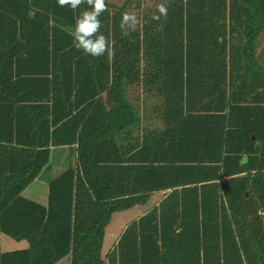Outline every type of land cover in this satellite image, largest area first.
Instances as JSON below:
<instances>
[{
    "label": "trees",
    "instance_id": "16d2710c",
    "mask_svg": "<svg viewBox=\"0 0 264 264\" xmlns=\"http://www.w3.org/2000/svg\"><path fill=\"white\" fill-rule=\"evenodd\" d=\"M85 10L0 0V149L19 166L0 173V233L27 244L0 252V264L67 256L70 264H264V68L255 59L264 0H171L166 19L142 24L143 72L162 89L166 130L156 142L200 131L205 147L223 118H234L242 137L244 153L180 160L147 153L148 142L119 153L113 135L136 118L123 92L129 55L101 94L94 67L72 46L70 27ZM225 70L232 84L211 97L207 74ZM72 144L77 168L50 181L46 205L24 198L50 147ZM151 183L183 187L130 223L103 257L111 216L145 202Z\"/></svg>",
    "mask_w": 264,
    "mask_h": 264
},
{
    "label": "crops",
    "instance_id": "0c3cea01",
    "mask_svg": "<svg viewBox=\"0 0 264 264\" xmlns=\"http://www.w3.org/2000/svg\"><path fill=\"white\" fill-rule=\"evenodd\" d=\"M153 13L158 14L157 11ZM149 18H152V16L144 17L143 23H145ZM105 25L106 23H104V26ZM75 26L76 22H74V25H71L70 27L72 28V31L75 30ZM105 33L106 30L104 32V35L106 36ZM122 37H124V35H122ZM123 55L124 52L120 50L115 51L114 55H112L111 57L107 53L100 57H92L91 55H86L90 63L94 67L93 70L95 80L101 94H104L106 88L110 85L113 72L116 67L123 61ZM255 59L257 62H259V65L264 68V36L259 39L258 48L255 52ZM140 60L142 61V55H140ZM213 76L214 77H211L208 73L206 77V89L207 93L211 94V97L221 92L222 90H225L227 88L229 89L230 84H232V81L228 79L229 74L227 70L223 71V74L218 73L217 75ZM142 80L144 81L143 84L141 83ZM261 81L262 80H259L260 83ZM135 86H138L141 89L134 88ZM148 87L149 89H147ZM155 88L157 89V91H159V93H162V89L158 85L153 84L145 78L143 69L140 70V72H134L132 71V69L129 68L126 72L125 86L123 89L124 95L129 104H131V106L133 105V103H136L138 109H141V111L138 113L139 120L136 121L135 118V121L133 122L131 127L127 128L126 130L116 132L113 135L118 151L123 158H126L129 155L136 153L137 151H139L141 146L147 142L149 145L147 153H155L162 159H168V157L173 156L178 157L177 159L180 160L181 158H184L186 156V153H192V156H199L203 153L210 157L220 156V153H223V156L226 155L224 153H244L242 149L238 152V149H240V140L242 139V137L237 132V126L235 128L233 127L236 125L234 122V118H223L214 120L211 124V139L210 141H207L208 144L205 147L203 145L204 139L200 131L197 132V135H195L194 139L186 137L182 131L174 132V134L168 132L166 133L167 138H162L159 140L160 143H157V138L161 137V133L166 130L162 109L163 99L159 100L160 102L158 103V107L155 112L149 111L147 109L145 110L144 105L145 94L156 93ZM263 89L264 87L262 86V84H259V94L261 96L259 97L260 99L258 101V104H260V106L261 103L264 102V99H262ZM139 95H143L142 98L139 97ZM158 111H161L159 115L157 114ZM177 123L186 126V124L183 123L181 120H178ZM231 123L233 127L232 131L229 127H227ZM198 126L202 127L201 124H198ZM135 127L136 131L134 134L128 133L129 129H133ZM251 138L252 141H254V136H252ZM3 147H6L5 144L3 145ZM232 155L235 154H231V156ZM11 156L12 155L9 151L0 149V173H6L12 171L13 169L19 168L18 165H14L10 161ZM76 156L77 144L50 147V159L48 164L43 169H41L36 179L33 180L24 189V191L22 192V196L39 205H46L48 184L63 171L68 169H76ZM244 156L247 155H243L242 159ZM55 160L59 163L55 164ZM38 184L42 186L39 187ZM151 184L149 186L152 189L158 188L156 187V183L152 185ZM182 187V185H171L165 188L152 190V192H149L147 200L145 202H140L139 204H135L129 209L115 212L111 216L110 222L108 223L105 229L102 245L103 257L106 256L107 253L112 250L117 240L130 223L138 220L145 213L159 206V204L166 198H168L173 193V191H180ZM38 188H40V190H38ZM107 237H112L113 239L109 245V248L105 250V243ZM10 239L11 238L0 233L1 253L21 250L27 247V244L24 241H15L11 239L17 243H25L24 245L20 246L11 243ZM62 262L63 264H70V256L61 259L56 264H61Z\"/></svg>",
    "mask_w": 264,
    "mask_h": 264
},
{
    "label": "rangeland",
    "instance_id": "374dc122",
    "mask_svg": "<svg viewBox=\"0 0 264 264\" xmlns=\"http://www.w3.org/2000/svg\"><path fill=\"white\" fill-rule=\"evenodd\" d=\"M162 0H107V11L103 12L99 19L102 23V27L100 32L104 34L106 30V38L109 41L110 47L113 51H123L124 58H127L129 55V68L132 69L134 72H140L143 69L142 61L140 60L141 55V24H143L144 17H151L153 16V12L157 11V5L160 4ZM134 13L140 21V24L137 26L135 30H128L127 35L122 34L121 30V21H122V14ZM104 23L106 25L104 26ZM124 35V37H122ZM129 45V46H128ZM128 48V49H127ZM123 58V60H124ZM137 60V61H136ZM138 79V78H137ZM141 83L143 84L144 81L142 80ZM134 88H140L135 86ZM141 89V88H140ZM139 89V93H140ZM149 89V87L147 88ZM156 89V88H155ZM143 95H139L142 98ZM145 110L149 111H156L158 107L159 100H162V93H159L156 89V93L145 94ZM133 110L136 114V121L139 120L138 113L141 109H138L136 103H133ZM141 107V106H140ZM161 111H158V115ZM131 127V126H130ZM136 131V127L133 129H129L128 133L134 134ZM59 163L55 160L54 162ZM53 178V177H52ZM38 186H42L38 184ZM40 190V188H38ZM45 190V189H44ZM112 237H107L105 243V250L109 248V245L112 241ZM11 243L14 245H24L25 243H17L11 240ZM63 264V262L61 263Z\"/></svg>",
    "mask_w": 264,
    "mask_h": 264
},
{
    "label": "clouds",
    "instance_id": "9594fccd",
    "mask_svg": "<svg viewBox=\"0 0 264 264\" xmlns=\"http://www.w3.org/2000/svg\"><path fill=\"white\" fill-rule=\"evenodd\" d=\"M170 2L171 0H162L157 5L158 14H153L152 19L155 21H159L162 17L166 19ZM57 4L60 7L69 6L72 10L87 4L90 9L81 12L76 20L75 30L72 33L74 48L92 57H100L105 53L110 57L114 55L108 39L100 32L102 23L99 17L107 11L106 0H57ZM139 24L140 21L134 13L122 14V34L127 35L128 30H135Z\"/></svg>",
    "mask_w": 264,
    "mask_h": 264
},
{
    "label": "water",
    "instance_id": "95a60500",
    "mask_svg": "<svg viewBox=\"0 0 264 264\" xmlns=\"http://www.w3.org/2000/svg\"><path fill=\"white\" fill-rule=\"evenodd\" d=\"M247 160H248L247 156H244L243 159L241 160V164H245Z\"/></svg>",
    "mask_w": 264,
    "mask_h": 264
}]
</instances>
